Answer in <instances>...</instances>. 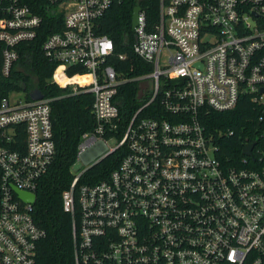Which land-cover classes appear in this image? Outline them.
<instances>
[{
  "label": "built area",
  "instance_id": "1",
  "mask_svg": "<svg viewBox=\"0 0 264 264\" xmlns=\"http://www.w3.org/2000/svg\"><path fill=\"white\" fill-rule=\"evenodd\" d=\"M120 1L46 0L53 30L41 49L55 63L52 79L65 78L68 93L93 95L94 128L81 133L77 157L109 139L107 153L124 150L107 177L81 182L106 153L97 151L61 192L74 264H264V0H159L154 20L140 6L132 49L152 68L136 76L106 62L113 41L97 31ZM43 21L21 0H0V264H35L45 235L17 189L35 195L53 160L56 96L1 92ZM71 66L83 72L70 75ZM129 80L143 101L119 140L105 138L117 129L114 98ZM242 93L260 113L244 143L253 142L250 154L232 164L201 116L231 109ZM153 102L158 116L138 115Z\"/></svg>",
  "mask_w": 264,
  "mask_h": 264
},
{
  "label": "trees",
  "instance_id": "2",
  "mask_svg": "<svg viewBox=\"0 0 264 264\" xmlns=\"http://www.w3.org/2000/svg\"><path fill=\"white\" fill-rule=\"evenodd\" d=\"M33 10L44 16V21L37 37L24 44L20 56L12 67L8 81L1 92L8 89H21L27 94L39 88L44 95L56 96L51 102V118L55 154L51 164L39 181L32 203V215L36 223L45 230V235L38 243L35 264H74L72 246V222L68 212L63 210L61 192L73 176L71 165L77 158V144L81 133L94 128L95 119L91 111L93 95L89 91H71L65 78L52 79L55 63L42 52L41 43L46 34L53 30L50 23L52 16L46 11V0H21ZM159 0H122L113 3L107 12L99 18L97 31L107 34L113 41L114 50L106 62L112 64L123 75L136 76L151 70V64L132 49L134 41L131 24L132 11L136 4L146 9L147 16L154 20L157 15ZM124 53L125 57L118 55ZM68 74L83 72L79 67L67 68ZM85 80L86 77H76ZM136 80H129L118 87L115 102L119 109L117 129H106L105 138L114 136L119 140L126 124L143 100L137 95ZM65 93V95L60 96ZM68 93V94H67ZM159 105L156 102L144 107L139 116H158ZM260 107L252 102L248 93H242L234 107L227 110L210 109L201 119L207 129L214 134L218 146V155L228 163H241L245 140L253 139L254 129ZM231 129V134L224 133ZM259 142V140H258ZM123 148L118 147L88 166L81 175V182H95L107 177L119 163Z\"/></svg>",
  "mask_w": 264,
  "mask_h": 264
},
{
  "label": "rangeland",
  "instance_id": "3",
  "mask_svg": "<svg viewBox=\"0 0 264 264\" xmlns=\"http://www.w3.org/2000/svg\"><path fill=\"white\" fill-rule=\"evenodd\" d=\"M18 95H23L25 91L21 89L16 90ZM115 142L112 139L107 140L106 142H101L97 144L96 146H93L91 150L84 153L83 156L77 157L74 163L71 165L70 170L73 174L79 173L83 168H85L90 163L94 162L97 156L94 153L99 151L106 152L109 149L113 148Z\"/></svg>",
  "mask_w": 264,
  "mask_h": 264
},
{
  "label": "water",
  "instance_id": "4",
  "mask_svg": "<svg viewBox=\"0 0 264 264\" xmlns=\"http://www.w3.org/2000/svg\"><path fill=\"white\" fill-rule=\"evenodd\" d=\"M139 8H140V5L139 4H136L134 6V8H133L132 17H131V24H132V26H134L136 24V16H137V12H138ZM263 88L264 87H262L261 90ZM29 95L32 98H37V97H41L42 96V92H41V90L39 88H34L31 91H29ZM252 145H253V142H250V143L246 144L243 147V149H242L243 154H250V150H251ZM105 154H107V152ZM17 191L27 201H29V202H33L34 201L35 195L33 193H26V192L21 191V190H18V189H17Z\"/></svg>",
  "mask_w": 264,
  "mask_h": 264
}]
</instances>
